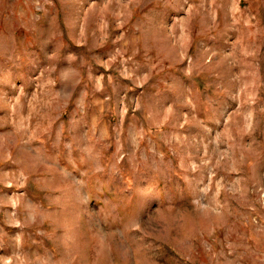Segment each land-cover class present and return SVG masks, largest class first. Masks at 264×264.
<instances>
[{"label":"rangeland","instance_id":"374dc122","mask_svg":"<svg viewBox=\"0 0 264 264\" xmlns=\"http://www.w3.org/2000/svg\"><path fill=\"white\" fill-rule=\"evenodd\" d=\"M0 264H264V0H0Z\"/></svg>","mask_w":264,"mask_h":264}]
</instances>
